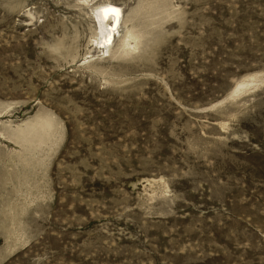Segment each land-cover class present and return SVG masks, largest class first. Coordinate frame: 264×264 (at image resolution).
I'll use <instances>...</instances> for the list:
<instances>
[{"label": "rangeland", "instance_id": "1", "mask_svg": "<svg viewBox=\"0 0 264 264\" xmlns=\"http://www.w3.org/2000/svg\"><path fill=\"white\" fill-rule=\"evenodd\" d=\"M87 4L0 0V264H264V0Z\"/></svg>", "mask_w": 264, "mask_h": 264}, {"label": "bare ground", "instance_id": "2", "mask_svg": "<svg viewBox=\"0 0 264 264\" xmlns=\"http://www.w3.org/2000/svg\"><path fill=\"white\" fill-rule=\"evenodd\" d=\"M81 1L84 4H87L91 0ZM100 6L101 7L95 11L93 18L95 19L94 23L96 35L99 37L98 46L100 49L104 50V53L108 57L112 52L116 37H119V27L121 24L122 12L120 8L115 7L107 2L101 4ZM113 9H116L118 11H112ZM121 42L122 47L125 49L124 53L134 51L136 49V39L131 33H127L126 36L122 37ZM257 83L260 85L264 84V76H251L248 79L246 78L245 80H242L240 82L238 81V83H236L234 88L232 89L231 93H228L229 96L227 97L234 100L238 96L240 97L241 94L248 92L250 90V87ZM253 88H255V86ZM225 100L226 98L223 101ZM221 102L222 101H220L219 103L222 104Z\"/></svg>", "mask_w": 264, "mask_h": 264}, {"label": "snow or ice", "instance_id": "3", "mask_svg": "<svg viewBox=\"0 0 264 264\" xmlns=\"http://www.w3.org/2000/svg\"><path fill=\"white\" fill-rule=\"evenodd\" d=\"M112 11H118V10H116V9H113Z\"/></svg>", "mask_w": 264, "mask_h": 264}]
</instances>
